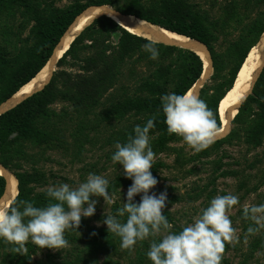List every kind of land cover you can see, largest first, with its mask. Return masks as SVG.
<instances>
[{
    "label": "trees",
    "instance_id": "obj_1",
    "mask_svg": "<svg viewBox=\"0 0 264 264\" xmlns=\"http://www.w3.org/2000/svg\"><path fill=\"white\" fill-rule=\"evenodd\" d=\"M24 1L0 0L2 6L0 7V17L4 12H6L5 17L9 16L13 13L12 9L17 10L19 5H24ZM124 1L127 3L126 6H119L118 0L76 1L55 11L50 17L46 16L41 19L36 16L32 28L34 41L29 47H23L24 50L20 52L18 50V53L13 57L9 56L8 52L2 51L3 43L0 38V104L41 70L63 33L81 11L91 4H108L124 14L134 15L168 30L200 40L206 45L213 66L211 78L219 79L211 84L204 83L198 96L207 103L215 116L217 125L221 127L219 101L232 87L237 72L250 48L258 42L260 35L264 32V17L255 21L252 19L248 24L246 23L245 33L239 35L238 39L232 42L229 52L222 57L214 48V43L219 35L216 30L213 32L209 28L211 24L204 19L203 15L193 12V4L189 0H160L159 4L155 3L154 5L143 4L142 0ZM250 1L252 0H248L247 4L241 2L235 4L231 16L236 21L237 18L243 16L242 12L245 11ZM258 1L264 5V0ZM3 7L4 9L1 10ZM26 8L32 11V7L26 6ZM103 32L115 34L116 41L111 50L105 49L106 42L103 39L99 40L94 36ZM10 33L11 30L8 27H5L2 32L8 37ZM218 33L222 34L221 29L218 30ZM85 40H88L89 43H84ZM148 42V39L128 32L109 16L101 15L72 40L69 48L57 61V66H59L69 59L70 63L78 65L80 70L87 72L86 74L73 76L62 70L54 71L42 89L0 113V164L11 171L18 181L17 201H31L35 207H46L50 202H56L46 196V191L41 193L34 191L41 180L43 183H47L42 172L36 169L31 172L19 171L22 167L21 162H34L33 155L26 150V143L38 145L39 154L56 151L62 157L80 159L84 144H92L93 140L91 139L98 132L103 121L120 122L130 115L144 119L138 123L131 122L127 124V127L122 128L120 131L122 136L119 138L121 143H125L130 134L134 135V126L143 127L148 119L156 117L155 127L150 129L149 136H155L150 144L155 154L150 171L157 181L164 178L159 175L160 169L163 168L175 170L177 172L175 179L195 177L191 183L187 184L186 191L182 193L177 194L173 191L176 187H169L171 192L167 194L166 206L162 209V213L170 224L175 222L169 210L173 203L200 202L205 205L204 207H207L217 193L216 181L220 177L232 175L237 178L236 190L243 191L242 195L254 192L260 183H264V167L260 170L256 167V162L247 163L249 172L244 173V171L241 172L242 170L221 169L220 165L225 166L226 163L207 159L213 154V151L220 149L224 144L240 143L251 149L263 144L264 66L254 82L252 92L242 101L238 112L232 119L229 133L222 138L215 139L207 148L190 154L184 151L183 147L171 146V143H175L179 139L183 140V138L167 132L161 97L172 92L184 94L200 77L203 62L194 51L161 43L155 44L159 56L158 59L153 60L150 58L149 52L139 51ZM87 49L94 50L95 55L80 57V51ZM21 57L22 59H20ZM231 58L235 60V64L226 75L222 65ZM142 62L149 66V76H145L139 69ZM101 73L107 75L109 90L116 87V89H120V91L117 89L119 92H131L130 89L134 88V92H148V95L124 94L118 97L114 104L104 105L103 103L101 105L99 103V110L92 108L90 111L92 118L81 122V106L85 103L93 107L92 105L98 101L96 98L98 93L107 88L104 86L100 89V84L97 87L98 82L102 81ZM130 82L134 84L133 87ZM57 99L68 101L71 104L62 106L58 112L49 110V104ZM72 113H75L80 120L73 117ZM86 113L84 111V114ZM91 134L92 136H90ZM186 145L188 144L186 143ZM158 154H171L173 160L171 163H166L157 156ZM254 157L257 158V156ZM38 158H43V156ZM38 158L35 157V161H38ZM236 161L240 164L239 160ZM211 165L213 167L211 174L207 175L206 171L210 170L208 167ZM254 169L256 171L251 174L250 171ZM217 171L220 173L215 174ZM201 174L207 176L202 177ZM253 177L256 178L257 183L250 186L249 182ZM118 180L121 186L132 183V179L128 177L118 176ZM5 185L6 179L0 174V196L4 192ZM153 189H149V192ZM141 195L143 194L141 193ZM20 210H22V206ZM27 219L25 218V222ZM183 228L176 225L173 226L171 232L178 234ZM89 231L91 232L87 237L89 252L91 255L103 254L104 264L113 263L115 255L125 254L129 257L130 249H121V253H119L121 248L119 236L114 238L100 231L94 234L93 230ZM153 240L159 242L160 239L150 236L143 241L138 240L140 243L135 247V249H139L138 259L134 264H152L146 253ZM0 245L10 251L14 247V245L5 243L2 238H0ZM227 246L226 243L225 250ZM26 247H28L29 255L37 249V246L32 242H27ZM19 255L12 251L11 256L2 253L1 264H23L22 256ZM47 255L51 260L52 254ZM147 259L150 262H146ZM128 260L130 264H133L131 259ZM221 262L229 264L226 258H223ZM54 264L60 263L54 262ZM62 264H66V262ZM78 264L90 263L80 259Z\"/></svg>",
    "mask_w": 264,
    "mask_h": 264
},
{
    "label": "rangeland",
    "instance_id": "obj_2",
    "mask_svg": "<svg viewBox=\"0 0 264 264\" xmlns=\"http://www.w3.org/2000/svg\"><path fill=\"white\" fill-rule=\"evenodd\" d=\"M76 1L87 2L96 0H25L23 2L24 5H19L17 10L12 9L13 13H11L9 16L5 17L6 12H4L0 17V38L2 39L3 43L2 51H5L6 53L8 52V55L13 57L18 53V50L20 52L21 50H24L23 47H29L34 41L32 28L35 24L33 20L36 19V16L41 19L46 16L50 17L52 14H54L55 11L63 9ZM159 1L160 0H142L143 4L146 5H154L155 3L159 4ZM189 1L193 4V12L199 15H203L204 19L211 24L209 28L213 32L214 30H216L217 35H219L217 41L214 43V48L216 52L219 53L222 57L227 52H229V47H231L232 42L238 39L239 35L245 33V27L247 26L249 21H251L252 19L253 21H255L262 16L264 17V5L262 2H257V0H252L249 2L245 11L242 12L243 16L237 18V21L231 16V12L233 11L235 4L239 2L247 4L248 0ZM118 4L119 6L127 5L126 1L124 0H118ZM26 6L32 7V11L28 10ZM0 7L2 6L0 5ZM2 9H4V7L1 8V10ZM22 13L24 14L22 15ZM5 27H8L9 30H11L9 37L2 34ZM219 29H221L222 34L218 33ZM94 36L97 39H103V41L106 42L105 49L109 48L111 50L116 41V37L113 32L109 34L103 32L102 34L99 33ZM85 42L89 43L88 40H85L84 43ZM139 51L147 52L144 50V47H141ZM80 53V57H92L95 55V51L90 49L81 50ZM20 59H22V57ZM67 60L68 61L63 62L59 66L56 65L53 69V72L62 70L73 76L79 74L84 75L87 73L83 70H80V67L78 65L70 63L69 59ZM234 64L235 60L232 58L226 61L222 65L224 74L227 75ZM140 65L141 67H139V69L142 70V73L145 76H149V66H147L145 62L140 63ZM104 73H101L102 81L101 83L98 82L97 87L100 84V89L104 86H107V88L104 91L98 93V95L96 96L98 101H96L92 105L93 107H90L85 103L81 106V122H85L89 118H92L90 111L92 108L99 110V103H101V105L103 103L104 105L108 103L114 104L117 98L124 94L141 96L148 95V92H134V88L130 89L131 92H119L120 89L117 88L119 90L118 91L116 87L109 90L110 85L109 83H107V75H105ZM211 75L212 73L204 83L211 84L212 82L218 81L219 78L212 79ZM131 85L132 87L134 86V84L132 83ZM70 104L71 103L68 101L57 99L56 101H53L49 104L48 109L53 112H58L62 106H69ZM84 111L87 113L84 114ZM72 116L80 120L76 117L75 113H72ZM143 119V117H134L130 115L122 119L120 122L103 121L98 132L91 139L93 140L92 144H84V149L81 152L80 159H70L62 157L60 153L56 151H47L44 154H39L40 151L37 150L38 145H32L29 143L25 144L27 152L33 155L34 162H21L22 167L19 171L26 170L27 172H31L33 169H36L42 172L44 174L43 177L47 179V183H43L41 180L40 182H38L39 185L36 184L37 186L34 188V191L36 193L45 192L48 187L61 183H66L69 186L75 188L80 183L85 182L88 175L92 173L101 175L108 179V192L110 198L104 200L102 196H90V200L97 201L95 205V213L90 217L82 216L81 223L76 230L69 229L65 231L64 236L68 241V246L60 249H40L36 245L37 249L34 250L33 254H28L27 256L21 254L19 255L22 256L23 264H54V262H59L60 264H62L63 262H66V264H78L80 259L87 260L90 264H104L103 254L91 255V253L89 252L90 247L89 242L87 241V237L91 233L89 230H93L92 233L100 231L101 233L111 235L114 238L118 237L114 233L108 232L107 226L103 223V220L105 219V214L111 213L115 215L116 210L123 206V203L126 202L127 189L132 183H129L127 186L120 185L118 176L126 177L124 175L123 166L119 163H114L111 157L115 151V143L120 142L119 138L122 136L120 134L122 128L127 127V124L131 122L138 123ZM90 136H92V134ZM149 137L151 144L155 136ZM171 146L183 147L184 151L190 154L195 152L193 148L186 145V142L184 140L179 139L177 142L171 143ZM212 153L213 154L210 155L207 159L214 161L219 160L220 163H226L225 166H223V164L220 165L221 169H230L237 171L242 170L241 172L244 171V173H247L249 172V170L246 164L252 161L256 162V167L260 170H262V168L264 167V142L259 147L253 149L240 143L234 145L224 144L220 149H217ZM39 156H43V158H38ZM157 156L166 163H171L173 160L171 154H158ZM254 156H257V158ZM35 157L39 160L35 161ZM236 160H239L240 164L237 163ZM212 165L208 167L210 170L206 171L207 175L211 174V169L213 168ZM256 169L251 170V174H253ZM219 173L220 171H217L215 174ZM159 175L164 178L158 181V183L153 187V191L149 192L150 195L153 193L159 195L161 192H166L168 194L169 192H171L169 187H176V189L173 191L177 194L182 193L186 191L187 184L191 183L195 178L189 176L182 179H175L177 172L172 169L164 168L160 169ZM207 175L201 174L200 176L205 177ZM237 180V178L230 175L228 177H220L216 181L217 193L214 197H216L217 195L222 196L231 193L239 198V203L229 209L227 213L230 220L232 221V226L237 231L239 242L235 245V247L228 244L226 250L223 253V258L228 259L229 264H264V229H261L260 232L256 235H249L247 236V238H245L248 227H255L256 225L251 220H245L243 218V207L245 205L264 204V183H260L254 192L242 195L243 191L236 190ZM249 183L250 186L254 183H257L256 178L253 177ZM140 195L141 193H138L133 197L134 203H138ZM86 206L87 205H85V207ZM204 206L205 205L200 204V202L183 201L173 203V205L170 206L169 210L171 211L172 217L175 222L171 224L172 227L170 231L172 230L173 226L179 225L182 228L187 226L188 224L193 223V218L200 214L202 209L206 208ZM117 218L121 222H124V220L127 219V214H125V216L123 217ZM163 234L164 232L162 231L159 236L155 237H159V239H161ZM28 242H32L31 239H29ZM139 243L140 242L137 241L133 248L130 249L131 251L129 253V257L125 254L113 256L114 261L111 264H130V261L128 259H131V263L133 264L137 262V254L139 249L137 250L135 249V247H137V244ZM2 253L3 255L11 256V251L8 248L0 245V259L2 257ZM119 253H121V248ZM47 254H52L51 260L48 259ZM148 261L149 260L147 259L146 262ZM221 264H223V262H221Z\"/></svg>",
    "mask_w": 264,
    "mask_h": 264
},
{
    "label": "clouds",
    "instance_id": "obj_3",
    "mask_svg": "<svg viewBox=\"0 0 264 264\" xmlns=\"http://www.w3.org/2000/svg\"><path fill=\"white\" fill-rule=\"evenodd\" d=\"M156 43L149 40L143 46L153 60L159 56ZM161 101L167 132L182 137L197 152L210 146L223 130L207 103L191 89L182 95L165 94ZM155 119V116L148 119L143 127L134 126V135L130 134L125 143H115L111 159L123 166L124 175L132 179V184L127 189L126 202L115 215L105 214L103 223L108 232L121 238V249H131L138 240L159 236L163 231L159 242L153 240L146 253L152 264H221L226 243L235 247L239 242L227 214L239 203V198L231 193L217 195L193 218V223L178 234L171 232L172 225L162 213L167 193L149 194V189L158 183L150 171L155 154L150 146L149 131L155 127ZM108 186V179L90 173L86 181L75 188L66 183L48 187L46 196L56 202H50L46 207H35L31 201H17L16 197L0 200V238L14 245L13 253L25 256L28 255L26 244L29 239L40 249L67 247L65 231L76 230L82 216L90 217L95 213L97 201L90 200V196L110 198ZM138 193L143 195L137 204L133 197ZM16 195H19L18 191ZM125 214L126 222H121L117 217ZM25 218H28L26 222ZM243 218L256 225L248 227L245 238L258 234L264 229V204L245 205Z\"/></svg>",
    "mask_w": 264,
    "mask_h": 264
},
{
    "label": "bare ground",
    "instance_id": "obj_4",
    "mask_svg": "<svg viewBox=\"0 0 264 264\" xmlns=\"http://www.w3.org/2000/svg\"><path fill=\"white\" fill-rule=\"evenodd\" d=\"M122 12L116 10L112 6L91 4L85 8L79 15L75 17L73 22L68 26L66 31L61 36L58 44L53 50V54L41 68V70L26 84L21 86L8 100L0 104V113L11 108L27 96L35 91H38L51 78L52 71L57 59L69 47L75 36L82 32V30L93 23V21L101 15H107L113 19L117 24L128 32L144 37L148 40H155L157 43L176 46L196 52L203 60L204 72L199 80L189 88L194 93L198 94L202 82L211 73L210 52L203 44L189 39L186 36L177 34L170 30H166L157 24L146 22L135 18L132 15L121 14ZM264 66V32L261 34L258 43L252 46L238 70V75L234 80L232 87L224 94L218 104V110L221 118V129H223L215 139L222 138L229 133L231 127L230 120L235 116L237 108L245 97L251 93V89L257 75L261 72ZM25 89H28L26 92ZM188 89V90H189ZM236 101V103H233ZM0 174L3 175L8 184L6 195L0 200H8L11 197H16L18 181L11 171L5 170L0 165Z\"/></svg>",
    "mask_w": 264,
    "mask_h": 264
},
{
    "label": "water",
    "instance_id": "obj_5",
    "mask_svg": "<svg viewBox=\"0 0 264 264\" xmlns=\"http://www.w3.org/2000/svg\"><path fill=\"white\" fill-rule=\"evenodd\" d=\"M100 5H104V4H100ZM105 5H108V4H105ZM108 6H110V5H108ZM86 8H87V7H86ZM81 12H82V11H81ZM81 12H80V13H81ZM80 13H79V14H80ZM79 14H78V15H79ZM121 14H124V13H121ZM127 15H131V14H127ZM106 16H107V15H106ZM132 16H134V15H132ZM134 17H135V18H138V19H140V20H144V19H141V18L136 17V16H134ZM74 19H75V18H74ZM144 21H146V20H144ZM146 22H149V21H146ZM149 23H150V22H149ZM152 24H153V23H152ZM158 26H159V25H158ZM160 27H162V26H160ZM162 28H164V27H162ZM164 29H166V28H164ZM166 30H168V29H166ZM170 31H171V30H170ZM172 32H174V31H172ZM175 33H176V32H175ZM78 34H79V33H78ZM78 34H77V35H78ZM177 34H179V33H177ZM77 35H76V36H77ZM181 35H183V34H181ZM76 36H75V37H76ZM183 36H185V35H183ZM260 36H261V35H260ZM186 37L189 38V39L195 40V41H197V42L203 44V45L206 47V45H205L203 42H201L200 40L193 39V38H190V37H188V36H186ZM259 38H260V37H259ZM59 40H60V39H59ZM58 42H59V41H58ZM257 43H258V42H257ZM57 44H58V43H57ZM69 46H70V45H69ZM54 48H55V47H54ZM68 48H69V47H68ZM68 48H67V49H68ZM206 48H207V47H206ZM67 49H66V50H67ZM53 50H54V49H53ZM66 50H65V51H66ZM207 50H208V49H207ZM65 51H64V52H65ZM64 52H63V53H64ZM195 53H196V52H195ZM52 54H53V51H52L50 57L52 56ZM62 55H63V54H62ZM62 55H61V56H62ZM61 56H60V57H61ZM50 57H49V59H50ZM60 57H59V58H60ZM199 57H200V56H199ZM59 58H58V59H59ZM200 58H201V57H200ZM49 59H48V60H49ZM58 59H57V61H58ZM48 60H47V62H48ZM201 60H202V58H201ZM210 60H211V57H210ZM57 61H56L55 65H54V67L57 65ZM202 62H203V60H202ZM45 64H46V63H45ZM239 70H240V69H239ZM212 71H213V66H212V60H211V73H212ZM52 72H53V71H52ZM203 72H204V63H203V70H202V73H201L200 77H199L197 80H199V79L201 78ZM211 73H210V74H211ZM259 74H260V73H259ZM259 74L257 75V77L259 76ZM237 75H238V72H237ZM51 76H52V75H51ZM209 76H210V75H208V76L206 77V79L202 82L201 87L203 86L204 82L209 78ZM257 77H256V79H257ZM235 79H236V77H235ZM256 79L254 80V82L256 81ZM197 80H196V81H197ZM193 85H194V84H193ZM193 85H192V86H193ZM253 85H254V83H253ZM192 86H191V87H192ZM191 87H190V88H191ZM201 87H200V88H201ZM252 87H253V86H252ZM42 88H43V86H42L40 89H42ZM40 89H39V90H40ZM251 92H252V89H251ZM198 94H199V91H198ZM249 94H250V93H249ZM9 98H10V97H9ZM9 98H8V99H9ZM8 99H6V100H8ZM6 100H5V101H6ZM5 101H4V102H5ZM2 103H3V102H2ZM2 103H1V104H2ZM241 103H242V102H241ZM13 106H14V105H13ZM13 106H12V107H13ZM238 109H239V107L237 108V112H238ZM3 112H4V111H3ZM237 112H236V113H237ZM1 113H2V112H1ZM233 118H234V116H233V117L231 118V120H230V123H229L230 127H231V121H232ZM223 137H224V136H223ZM218 139H219V138H218ZM0 165H1V164H0ZM1 166H3V165H1ZM3 167H4V166H3ZM5 170H7V169H5ZM7 171H8V170H7ZM14 177H15V176H14ZM15 178H16V177H15ZM5 179H6V178H5ZM7 189H8V184H7V180H6L5 189H4L3 194L0 196V199H1L4 195H6V193H7ZM17 191H18V189H17Z\"/></svg>",
    "mask_w": 264,
    "mask_h": 264
},
{
    "label": "snow or ice",
    "instance_id": "obj_6",
    "mask_svg": "<svg viewBox=\"0 0 264 264\" xmlns=\"http://www.w3.org/2000/svg\"><path fill=\"white\" fill-rule=\"evenodd\" d=\"M25 91L27 92V91H28V89H25ZM233 103H236V101H234Z\"/></svg>",
    "mask_w": 264,
    "mask_h": 264
}]
</instances>
